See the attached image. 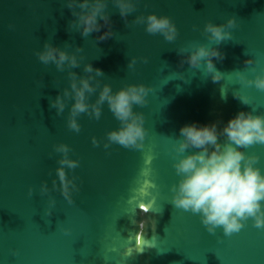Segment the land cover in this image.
<instances>
[{
  "label": "water",
  "instance_id": "1",
  "mask_svg": "<svg viewBox=\"0 0 264 264\" xmlns=\"http://www.w3.org/2000/svg\"><path fill=\"white\" fill-rule=\"evenodd\" d=\"M0 264H264V0H0Z\"/></svg>",
  "mask_w": 264,
  "mask_h": 264
}]
</instances>
